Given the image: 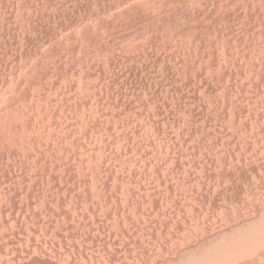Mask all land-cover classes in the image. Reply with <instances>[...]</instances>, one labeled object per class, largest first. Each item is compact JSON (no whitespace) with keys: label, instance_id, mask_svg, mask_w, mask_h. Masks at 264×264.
<instances>
[{"label":"rangeland","instance_id":"374dc122","mask_svg":"<svg viewBox=\"0 0 264 264\" xmlns=\"http://www.w3.org/2000/svg\"><path fill=\"white\" fill-rule=\"evenodd\" d=\"M0 264H264V0H0Z\"/></svg>","mask_w":264,"mask_h":264}]
</instances>
